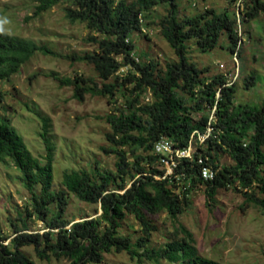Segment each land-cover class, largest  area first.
Segmentation results:
<instances>
[{
	"label": "trees",
	"instance_id": "16d2710c",
	"mask_svg": "<svg viewBox=\"0 0 264 264\" xmlns=\"http://www.w3.org/2000/svg\"><path fill=\"white\" fill-rule=\"evenodd\" d=\"M179 1L38 0L35 14L67 3V18L85 23L94 32L89 39L97 44V51L79 59L94 64L102 83L82 75L61 78L63 84L74 87V97L82 101L86 94L111 98L118 91L123 95L127 90L129 93L125 96V106L117 108L118 114L112 113L106 118L111 125L107 139L112 148L104 149L117 154V170L65 171L62 176L65 189L56 192L51 190L54 144L46 135L47 129L41 133L46 143L47 160L41 162L31 153L11 121L6 117L0 119V161L12 160L20 169L21 180L32 194L33 207L28 215L34 214L48 229L40 233L16 227L18 233L13 239V248L0 241V264H35L21 250L28 243L37 245L40 257L50 258L51 254L65 257L67 264H102L105 253L122 251H127L138 262L166 259L176 264H221L200 253L192 233L183 226L184 237L171 239L163 249L148 247L152 232L157 230L149 215L166 211L177 219L190 203L191 190L200 184L206 185L209 197L219 188L246 189V200L264 208V196L258 195L264 194V100L259 105H235V82L229 83L224 74L204 79L201 75L205 69H200L189 58L190 40L202 51L213 50L225 31L232 43L231 50L234 52L238 48L239 55V18L229 10L219 12L208 7L180 20ZM160 3L171 7L161 21V32L177 59L168 61L161 74L156 75L157 63L153 60L141 62L130 36L149 26L145 19L140 22L139 15L145 18V12ZM261 13L264 15V0H251L243 16L245 20H254ZM39 50L49 52L30 39L0 31V81L19 72ZM125 65H130L131 69L125 74L119 73ZM254 82L251 77L246 85L249 87ZM148 89L152 91L153 101L143 102L141 96ZM213 106H216L217 118L215 131L200 150L213 168L218 169L216 178L202 179L199 164L184 159L178 172L186 171L188 179L175 182L168 178L157 179L154 176L159 171L158 156L154 153L156 141L166 136L180 147L188 146L193 133L205 132L210 118L206 112ZM44 121L48 128L47 120ZM138 149L142 151L136 153ZM129 151L135 159L128 158ZM220 151L228 153L235 163L221 166ZM128 178L130 186H127ZM186 181L190 186L183 184ZM36 186L40 187V192H36ZM180 186L182 193L175 191ZM69 192L85 202L99 204L100 215L80 221L66 220L64 212ZM53 202L57 203L58 211L48 218ZM128 215H134L140 222L142 234L137 241L120 232L121 220ZM20 219L26 227V217L22 214ZM42 245H45L43 250Z\"/></svg>",
	"mask_w": 264,
	"mask_h": 264
},
{
	"label": "rangeland",
	"instance_id": "374dc122",
	"mask_svg": "<svg viewBox=\"0 0 264 264\" xmlns=\"http://www.w3.org/2000/svg\"><path fill=\"white\" fill-rule=\"evenodd\" d=\"M133 1V0H127ZM251 0H180L178 18L182 20L195 15L206 8H216L219 12L229 10L238 19L237 29L241 38L240 51L230 48L229 34L225 31L218 46L202 51L194 42H188L189 58L200 68L204 79L209 80L216 74H224L230 82H235V105L249 103L259 105L264 100V15L254 20H245L243 11ZM38 0H0V31L30 39L49 52L37 51L19 72L9 79L0 81V119L8 118L22 136L31 153L45 162L47 148L41 133L54 144L53 180L51 190L65 189L62 176L65 171L95 168L101 171H116L118 156L104 148H112L107 139L111 125L107 116L118 114L117 108L125 106L129 90L123 95L120 91L114 97L86 94L80 101L74 97V87L63 84L61 78L73 79L76 75L90 77L102 83L93 63L80 60L79 57L97 51V44L89 37L90 31L85 23L72 22L66 16L67 3H59L48 10L35 14ZM171 7L160 3L145 12L148 32H134L130 39L141 62L153 60L157 63L155 74H161L168 61L177 59L174 50L161 32V21L169 14ZM122 59L121 56L118 57ZM131 69L125 65L119 73L125 74ZM253 77L254 84L247 86V80ZM112 78L111 80H113ZM131 87V86H129ZM143 102L153 101L152 91L142 94ZM212 110L206 113L211 115ZM47 120L48 128H45ZM127 150L131 149L125 146ZM264 148V147H263ZM142 150L138 149L136 153ZM130 160L135 159L128 152ZM219 164L232 165L233 158L225 151L219 152ZM264 169V165H263ZM131 180L128 178V185ZM257 190V189H256ZM176 192L182 193L181 189ZM204 184L195 186L189 195L190 203L185 211L173 219L168 212L162 211L149 215L157 230L153 231L148 247L163 249L173 238L184 237L181 226L192 233L194 245L200 253L221 264H264V208L247 201L244 191L234 187L219 188L213 197L208 196ZM250 191V190H249ZM36 192L40 187L36 186ZM121 193L122 190L118 189ZM264 196L263 193H258ZM68 206L64 218L68 221H80L97 217L101 213L99 204H91L68 193ZM32 194L21 180V171L12 160L0 161V240L13 248V239L18 228L25 232L43 233L44 221L32 214ZM48 218L58 211L56 202L50 205ZM26 217L27 226L20 219ZM120 232L131 235L134 241L142 234L140 222L134 215L121 220ZM18 227V228H16ZM45 245L41 246L43 250ZM21 250L35 264H67L65 257H40L37 245L25 244ZM102 264H176L160 260L138 262L127 251L104 254Z\"/></svg>",
	"mask_w": 264,
	"mask_h": 264
},
{
	"label": "built area",
	"instance_id": "2783aa9c",
	"mask_svg": "<svg viewBox=\"0 0 264 264\" xmlns=\"http://www.w3.org/2000/svg\"><path fill=\"white\" fill-rule=\"evenodd\" d=\"M140 22L144 21L143 14L139 15ZM142 31L152 34L151 29L145 27ZM235 60L238 63L237 52ZM232 83V82H229ZM219 95V92H218ZM212 112L209 121L206 125V130L203 133H193L189 140L188 146L180 147L174 141L166 136H161L155 143L154 153L158 156L157 167L159 171L154 175L157 179H170L171 182L180 181L181 179H188V173L186 171L178 172L180 163L184 159L189 160L191 163L196 161L199 164V175L204 180H213L216 178L218 169H214L209 162V158L203 156V152L200 150L206 143V140L214 134L216 118V106L211 108ZM200 150V151H199ZM197 152L199 155L197 156ZM190 179V178H189ZM179 183V182H178ZM180 184V183H179ZM186 186H190V182L183 183ZM180 186L178 189H181ZM185 188V186H184ZM183 189V188H182Z\"/></svg>",
	"mask_w": 264,
	"mask_h": 264
},
{
	"label": "clouds",
	"instance_id": "9594fccd",
	"mask_svg": "<svg viewBox=\"0 0 264 264\" xmlns=\"http://www.w3.org/2000/svg\"><path fill=\"white\" fill-rule=\"evenodd\" d=\"M240 47V46H239ZM236 54V53H235ZM237 55H238V51H237ZM228 82H230L229 80H228ZM234 82V81H233Z\"/></svg>",
	"mask_w": 264,
	"mask_h": 264
}]
</instances>
